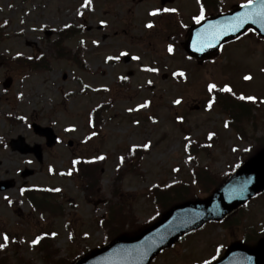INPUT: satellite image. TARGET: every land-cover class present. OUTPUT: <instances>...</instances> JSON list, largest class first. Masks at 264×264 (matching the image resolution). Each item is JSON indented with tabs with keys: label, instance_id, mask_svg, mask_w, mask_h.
Segmentation results:
<instances>
[{
	"label": "rangeland",
	"instance_id": "rangeland-1",
	"mask_svg": "<svg viewBox=\"0 0 264 264\" xmlns=\"http://www.w3.org/2000/svg\"><path fill=\"white\" fill-rule=\"evenodd\" d=\"M224 1L225 10L250 2ZM106 4L96 0L94 10L88 12L83 0H0V25L8 23L0 56L30 59L41 55L48 63L37 71L24 63L0 64V148L21 136L44 151L38 162L10 147L0 149V161L5 162L0 177L15 183L0 193V244L5 245L0 248V263L47 264L34 243L40 231H53L58 257L72 262L106 245V230L98 222L108 215L105 205L113 199L118 171L126 169L130 147L148 152L140 172L124 176L120 188L129 210L145 227L161 212L145 197L152 188L183 182L197 191L198 199L204 198L203 187L194 184L195 169L218 177L231 174L245 161L249 149L256 147V139L264 138V41L256 34L248 33L224 47L219 57L199 66L184 51L185 36L174 34L164 20L154 17L160 4L151 0ZM190 4L198 10L195 0L175 5L184 26L195 15L188 10ZM82 24V33L62 41L64 53L59 55L54 47L59 32ZM126 56L130 63L124 62ZM8 79L11 87L5 89ZM120 80L127 81L125 88ZM212 84L218 90L230 88L261 109L253 111L255 118L243 134L227 126L229 116L208 92ZM100 106H104L102 124L93 129L90 115ZM33 123L52 127L59 143L47 149L45 140L34 134ZM101 157L105 159L103 167L99 166V193L104 198L94 204L87 200L72 169L77 159L100 162ZM25 171L33 175L24 177ZM23 187L61 190L64 200L58 204L53 203L55 197L39 198L48 200L47 205L60 206L58 214L31 209ZM8 201L16 211L8 207ZM40 208L48 212L46 206ZM238 218L239 226L233 229L218 223L206 225L165 250L152 264H209L234 243L254 246L264 238V194L253 199Z\"/></svg>",
	"mask_w": 264,
	"mask_h": 264
},
{
	"label": "water",
	"instance_id": "water-1",
	"mask_svg": "<svg viewBox=\"0 0 264 264\" xmlns=\"http://www.w3.org/2000/svg\"><path fill=\"white\" fill-rule=\"evenodd\" d=\"M166 2L163 1V4ZM251 30L264 39V0H254L226 14L206 19L190 30L184 49L192 58L204 61L217 56L223 45ZM129 61L127 57L126 62ZM10 84L11 81H8L5 87L8 88ZM33 129L36 135L46 139L48 148L56 146L57 136L52 128L34 124ZM69 146H73V142H69ZM11 147L22 155L33 154L38 161L43 160L42 147L29 146L23 137L12 140ZM32 174L28 171L24 176ZM13 186L12 182L2 183L0 191ZM263 192L264 149L244 163L210 198L176 205L160 221L137 236H121L74 264H151L157 255L184 235L202 228L208 222L222 221ZM213 264H264V238L254 247L242 243L231 245L225 255Z\"/></svg>",
	"mask_w": 264,
	"mask_h": 264
},
{
	"label": "trees",
	"instance_id": "trees-1",
	"mask_svg": "<svg viewBox=\"0 0 264 264\" xmlns=\"http://www.w3.org/2000/svg\"><path fill=\"white\" fill-rule=\"evenodd\" d=\"M200 0V5L202 8L207 10V13L210 15L218 14L223 11L225 6L224 0ZM211 4H214L211 5ZM213 8H210V7ZM79 34V29L72 28L68 31H63L59 33V39L55 43L54 47H57L58 54L62 55L64 51L60 49L62 41H66L69 38L75 37ZM3 40V35L0 32V41ZM24 63L25 67H30L35 71L40 69H45L48 65L44 56H40L38 60L35 62L27 61L21 58L16 59H6L5 57H0V64L5 66L11 65H19ZM243 96H238L234 93H226V92H217L214 94V99L217 102L218 108L220 107L221 112L227 114L229 116L228 125L229 127L241 132L243 134L244 128L250 124H252L253 119L255 118L253 115V111L261 110L259 106H254L252 102L241 99ZM102 108V107H101ZM101 108H98L92 112V117L95 122V126L99 127L102 124V120L100 118ZM240 135V134H239ZM256 147L251 148L248 152V157L252 156L255 152L264 147V138L256 139ZM148 152L146 148H128V157L129 162L126 160V169L118 171L116 175V188H114L112 192V200H109L105 205L108 211V215L99 220L98 225L106 230V243L111 242L115 238L121 235L133 236L139 233L145 227L138 223L136 216L129 210V206L125 199L124 193L120 188V184L124 176L130 173H139L140 172V164L143 160L144 155ZM102 166L98 164H92L87 162L85 159L81 160L76 168V175H78L79 183L81 185V189L87 193V200L91 203L97 204V199H102L104 197L100 196V175ZM198 168V167H196ZM228 176L218 177L214 175H210L206 173L205 169L197 170L195 169L194 173V184L197 186H202L203 189L199 192L204 193L205 195H209L214 188L221 185ZM43 195H47V193H43ZM56 199H53V203L58 204L59 198L63 199L62 193H53ZM145 197L150 200L154 206L159 209L158 211L166 212L175 204L194 200L198 198L197 191L190 184H184L183 182L175 183L166 188H152ZM98 199V200H99ZM39 206H46L48 200H40L35 201ZM46 203V204H45ZM58 205L53 204V210L58 209ZM57 208V209H56ZM160 212V215H161ZM57 211H53V216L57 215ZM159 218V217H158ZM233 216L228 220L227 223L223 224L225 229L234 228V226H239V224L233 220ZM242 218V217H241ZM242 222V219H240ZM153 222V221H152ZM67 227L70 229L71 233L75 236L76 233L72 225L68 224ZM43 234V233H42ZM40 236L38 250L42 254L43 260L47 264H72L71 260H63L58 257V250L55 249V245L49 236ZM251 236V235H250ZM248 237V236H247ZM0 264H6L5 261H2ZM30 264V263H29Z\"/></svg>",
	"mask_w": 264,
	"mask_h": 264
},
{
	"label": "flooded vegetation",
	"instance_id": "flooded-vegetation-1",
	"mask_svg": "<svg viewBox=\"0 0 264 264\" xmlns=\"http://www.w3.org/2000/svg\"><path fill=\"white\" fill-rule=\"evenodd\" d=\"M95 1L96 0H83V6L85 7V9H87L88 12L94 10ZM112 1L115 3H119V5H122L123 3H126L127 0H102V2L107 3L105 6H110ZM151 1L154 3L160 4V6H158L156 9V12H155L156 15L158 17H160L161 19H164L165 26L168 29H174L172 31L175 33H179V32L181 33V31H183L185 28H186V31H188L189 28L195 24L196 19L200 16V10L195 9V7H193L194 5L190 4V8L188 10L193 11L195 13V15H193L192 17L189 18V20L191 21L190 25L184 26V23L180 22V20L182 19L181 18L182 16L180 15L179 9L178 8L176 9V7H175V5H177V3H179L180 1H184V0H176L174 3L167 4V5L162 4L163 0H151ZM165 10H168V11H165ZM178 23L180 24L179 26H178ZM175 27H177V28H175ZM9 146H10V144L7 143V144H5V146H2L0 149L9 148ZM4 164H5L4 161H0V167H3ZM1 181H2V179L0 177V182ZM26 190H27V188H25V187L22 189L23 197H26L25 196ZM29 205L32 209V205L30 203H29ZM8 207H11V206L8 205ZM11 209L16 211L12 207H11ZM28 218H32V217L28 216Z\"/></svg>",
	"mask_w": 264,
	"mask_h": 264
},
{
	"label": "snow or ice",
	"instance_id": "snow-or-ice-1",
	"mask_svg": "<svg viewBox=\"0 0 264 264\" xmlns=\"http://www.w3.org/2000/svg\"><path fill=\"white\" fill-rule=\"evenodd\" d=\"M250 2H251V0H250ZM165 11H168V10H165ZM173 11H174V10H173ZM153 14H155V13H153ZM201 19H203V13L201 14V17H198V18H197V22L199 23ZM148 26H149V27H152V25H148ZM168 50H169V52H171V51H172V48L169 47ZM125 55H126V54H125ZM109 59H111V58H109ZM137 59H138V58H137ZM181 75H183V74L181 73ZM245 79H246V80H250L251 77H250V76H246ZM215 88H216V85H215V84L209 85V91H212V90L215 89ZM224 90H225V91H228V92H231V91H232L230 88H226V89H224ZM241 99H245V97H241ZM247 99L252 100V99H254V98H253V97H247ZM176 103H180V101L177 100ZM209 106L211 107V105H209ZM101 159H102V157H101ZM4 239H5V241H7L8 237L5 236ZM34 243H38V241H34ZM4 246H5V245L0 244V248H3Z\"/></svg>",
	"mask_w": 264,
	"mask_h": 264
}]
</instances>
